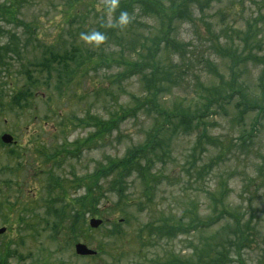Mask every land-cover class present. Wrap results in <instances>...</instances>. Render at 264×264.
Returning <instances> with one entry per match:
<instances>
[{
	"label": "rangeland",
	"instance_id": "obj_1",
	"mask_svg": "<svg viewBox=\"0 0 264 264\" xmlns=\"http://www.w3.org/2000/svg\"><path fill=\"white\" fill-rule=\"evenodd\" d=\"M112 1L81 0L80 15L67 22L77 0H0L1 14L11 4L18 9L14 16L0 15V228H7L0 236V264H158L156 258H184L224 225L223 220L196 230L213 215L215 200L247 220L255 199L258 216L252 220H262L264 180L257 176L264 165V100L262 110L250 104L264 97V0H185L181 9L187 13L179 12L168 42L160 20L141 3L126 24L105 34L115 21ZM158 40L162 50L152 56ZM46 49L73 56L49 71L43 65ZM111 53L131 63L149 54L174 75L149 86L134 69L115 62L81 66L71 83L61 71ZM144 69L151 76L150 65ZM149 90L144 106L154 100L175 115L174 124L186 115L197 119L190 129L162 133L165 150L147 151L145 160L138 155L124 170L117 162L146 149L152 128L159 126L158 113L144 106L138 119L123 115ZM105 122L111 127L105 137L93 138ZM4 133L17 147L2 143ZM87 200L93 201V214L82 207ZM72 219L80 229L75 236ZM91 219L102 224L92 229ZM168 219L195 224L196 231L176 229L174 238H159L152 229ZM149 232L155 233L151 239ZM258 240L264 243V231ZM76 243L97 255L77 256Z\"/></svg>",
	"mask_w": 264,
	"mask_h": 264
},
{
	"label": "trees",
	"instance_id": "obj_2",
	"mask_svg": "<svg viewBox=\"0 0 264 264\" xmlns=\"http://www.w3.org/2000/svg\"><path fill=\"white\" fill-rule=\"evenodd\" d=\"M10 3H12L13 0H8ZM16 1V0H15ZM113 0L112 5L109 7V13H112L114 15V23L112 27H106L105 34L112 33V30L114 27L119 26V17L121 12H127L130 13V11H133L134 6H137L138 3H141V9L143 11L147 12H153L157 18L160 20V24L162 23V29H166V41L168 42L171 39V33H173L174 29V23L175 20L178 18L179 12L187 13V7H181L183 6L185 0H182L180 3H177L176 5L173 4L172 6L165 7L163 4L158 3V0ZM78 2V5H77ZM77 2H74L70 7V13L68 14L69 17L67 22H71L75 17L80 15L79 12V6L81 5V0H77ZM13 7V9H12ZM14 8H16L14 10ZM95 9V8H93ZM17 7L15 5H12L7 9V7L3 10L2 14L6 13L10 15H15L17 12ZM66 14V13H65ZM72 15V16H71ZM130 18V17H129ZM119 29V28H118ZM250 40V39H249ZM163 41L158 40L154 44V49L151 51L152 56H157L158 51H161V44ZM53 49H46V52L49 54V51H52ZM158 52V53H157ZM109 58L102 56V58H98V56L90 58V56L87 58L82 59L76 68V72L74 69L72 72H67L64 67L61 68V71H64L68 73L69 81L68 83H71V81L74 79L75 76L79 75L81 71L80 69H83V67L86 65V67H89L90 65L97 67L98 65L102 64L103 62L107 63H118L126 65V69H134L136 71V74L141 75L143 78H145L146 83L149 86L155 85L158 82V79L160 77H164L167 75H172L173 72L170 70V67H166L164 65H155L153 64L149 59V54L146 57H143L141 55L138 56L135 62H128L124 56H114V53L107 54ZM73 54L71 53H65L64 55L60 54H49V57L45 56L43 57V60L45 59L43 65L47 68L49 67V71L52 69V65L63 66V60L70 61ZM76 56V55H74ZM82 57L78 56V59H81ZM148 63V64H147ZM67 65V64H66ZM146 65H150L151 68V76L145 75V69L144 67ZM67 67V66H66ZM84 67V68H86ZM169 72H168V71ZM118 77V76H117ZM64 78V77H62ZM67 79V78H66ZM61 88V86L59 87ZM58 88V89H59ZM151 89V88H149ZM214 93L216 94L217 90L214 88ZM142 92L141 96H138L134 98V102L136 103V107L134 109H131L129 107L123 109V115L126 118H132V119H138V112L139 109L144 106L149 101L151 92L150 90L147 92ZM219 96L222 95V93L218 94ZM232 95V94H231ZM230 95V97H231ZM263 100L264 97L260 98L259 100L254 102L253 104H250V106H254L256 109H263ZM148 107L144 106L146 108V111H149L151 113H155V115L158 113V116H160L157 121H155L154 124L159 125L157 128L153 127L149 138L146 141L147 146L146 149L138 150L135 154L128 152L122 163L117 162V166H121L124 170H126L128 167L133 166L131 163L132 159L137 157L138 155H141V159L145 160L147 151L149 154L154 155L156 153V150H161V141L162 133H167V131H177L179 128L181 129H190L192 127V121L197 118H190L188 115L186 117L188 118H176L179 120L176 124H174L173 120L175 118H171V116H175L173 114L164 113L163 109L157 108L156 104L154 103V100H150V103L147 104ZM153 107V110H152ZM209 109V108H208ZM207 109V111H208ZM206 109L204 108V112L206 114L208 113ZM203 113V112H202ZM185 116V115H183ZM168 117V118H167ZM153 120L152 118H148ZM154 121V120H153ZM98 130L97 133L93 138H100L102 139L105 137V132L110 130V124L109 122L101 123L97 125ZM159 128V129H158ZM165 128L167 129L165 132ZM247 133L245 134V136ZM244 135H241L240 138H243L244 144L248 143V140L250 138H245ZM203 138H205V135H203ZM89 141V139H88ZM210 141H214V139H210ZM200 143V141H199ZM245 146V145H243ZM248 147V146H246ZM165 150V148L163 147ZM167 149V147H166ZM136 151V150H135ZM68 153H72L71 150L67 151ZM134 152V151H131ZM57 157L49 156L48 159L50 161L55 160ZM162 160L165 161L162 157ZM148 163L150 164L151 161L149 160ZM148 164V166H149ZM113 170V169H110ZM108 168V171H110ZM99 175V174H97ZM258 180L262 181L264 180V165H260L259 171H258ZM95 179L94 181H91V183L88 186V196H91L93 193L94 184L96 183L97 179L96 177H93ZM66 197V196H65ZM255 199H250L248 210L250 211V215L247 220H245V214L242 212H231L229 207H225L224 204L217 207V202L215 200V208L213 210V215L211 217H207L205 220H200L196 224V230L197 228H205L204 230H210L215 225L219 224L221 221H225L224 225L221 227L220 231L217 232L211 240H205L201 243H199L193 250L192 254L187 257H179V256H172L171 258L160 260L159 258H156L158 264H264V243L259 241L258 238L262 236V233L264 231V208H261L262 212V220L259 221H253L252 219L258 215L257 213H253V210L255 208ZM264 204V203H263ZM12 207H15L14 205H11ZM88 207L89 213H94L96 209H94L93 201L87 200L86 202L82 203V207ZM86 207V208H87ZM80 212V211H79ZM78 217V221L80 219V214L76 213ZM197 216V215H195ZM183 225V227L181 226ZM195 224H188L185 225L184 222L179 219V221H172L171 219L164 220L162 224L158 228H153L152 231L158 232L159 238L168 236L169 238H174L173 233L176 229H181L184 231L193 232L196 231L194 229ZM192 228H187V227ZM71 229L72 235H76L78 231L80 230L77 222L72 219V222L69 226V230ZM149 238L151 239L155 233L149 232L148 233ZM171 235V236H170ZM170 236V237H169Z\"/></svg>",
	"mask_w": 264,
	"mask_h": 264
},
{
	"label": "water",
	"instance_id": "obj_3",
	"mask_svg": "<svg viewBox=\"0 0 264 264\" xmlns=\"http://www.w3.org/2000/svg\"><path fill=\"white\" fill-rule=\"evenodd\" d=\"M1 141L6 145L16 144V142L14 141L13 137L10 134H4L1 137ZM89 224L92 229H96L102 224V221L98 219H91ZM5 231L6 228H1L0 235L5 233ZM75 253L81 257H92L97 254L96 251L90 249L89 247H87L85 244L82 243H77L75 245Z\"/></svg>",
	"mask_w": 264,
	"mask_h": 264
},
{
	"label": "clouds",
	"instance_id": "obj_4",
	"mask_svg": "<svg viewBox=\"0 0 264 264\" xmlns=\"http://www.w3.org/2000/svg\"><path fill=\"white\" fill-rule=\"evenodd\" d=\"M127 21H128V14H127V12H121L120 13V17H119V23L121 25H123V24H126ZM102 38L103 37H100V39H102Z\"/></svg>",
	"mask_w": 264,
	"mask_h": 264
},
{
	"label": "flooded vegetation",
	"instance_id": "obj_5",
	"mask_svg": "<svg viewBox=\"0 0 264 264\" xmlns=\"http://www.w3.org/2000/svg\"><path fill=\"white\" fill-rule=\"evenodd\" d=\"M11 147V146H10ZM15 147V146H14Z\"/></svg>",
	"mask_w": 264,
	"mask_h": 264
}]
</instances>
